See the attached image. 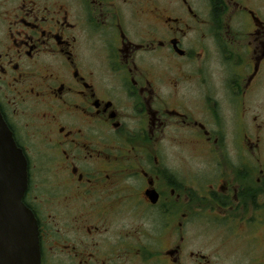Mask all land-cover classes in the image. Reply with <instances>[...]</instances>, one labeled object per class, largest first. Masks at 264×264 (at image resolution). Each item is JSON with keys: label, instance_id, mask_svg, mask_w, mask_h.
Returning <instances> with one entry per match:
<instances>
[{"label": "flooded vegetation", "instance_id": "flooded-vegetation-1", "mask_svg": "<svg viewBox=\"0 0 264 264\" xmlns=\"http://www.w3.org/2000/svg\"><path fill=\"white\" fill-rule=\"evenodd\" d=\"M0 113L41 264H264V0H0Z\"/></svg>", "mask_w": 264, "mask_h": 264}, {"label": "water", "instance_id": "water-1", "mask_svg": "<svg viewBox=\"0 0 264 264\" xmlns=\"http://www.w3.org/2000/svg\"><path fill=\"white\" fill-rule=\"evenodd\" d=\"M27 162L0 113V264H41L37 220L24 204Z\"/></svg>", "mask_w": 264, "mask_h": 264}]
</instances>
